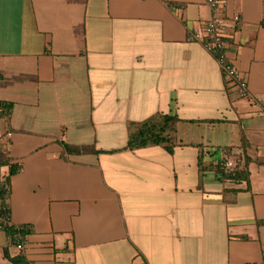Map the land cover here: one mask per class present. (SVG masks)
Masks as SVG:
<instances>
[{
	"label": "crops",
	"instance_id": "1",
	"mask_svg": "<svg viewBox=\"0 0 264 264\" xmlns=\"http://www.w3.org/2000/svg\"><path fill=\"white\" fill-rule=\"evenodd\" d=\"M223 1L247 96L188 40L207 0H0V264H264V0ZM155 115L173 151L130 149Z\"/></svg>",
	"mask_w": 264,
	"mask_h": 264
},
{
	"label": "trees",
	"instance_id": "2",
	"mask_svg": "<svg viewBox=\"0 0 264 264\" xmlns=\"http://www.w3.org/2000/svg\"><path fill=\"white\" fill-rule=\"evenodd\" d=\"M178 118L173 115H155L139 124V128L131 132L128 147L137 149L151 145H163L169 152L173 151V143L171 141V132L175 130V123ZM69 150L71 147L66 146ZM72 150V149H71ZM9 165V173L6 176L1 174V168ZM19 170V166L11 163V157L7 148L0 146V200H6L10 195V178ZM223 176L226 178H238L242 175V171L236 168L235 171H226L220 166ZM241 174V175H240ZM10 208L3 206L0 209V228H3L8 235L14 238L16 235H23L22 229L10 224ZM14 262L21 261L13 258Z\"/></svg>",
	"mask_w": 264,
	"mask_h": 264
},
{
	"label": "built area",
	"instance_id": "3",
	"mask_svg": "<svg viewBox=\"0 0 264 264\" xmlns=\"http://www.w3.org/2000/svg\"><path fill=\"white\" fill-rule=\"evenodd\" d=\"M207 4L212 10L210 19L201 23L197 28L191 30L188 34V40L200 42L209 52H211L220 62L223 72L229 76L238 86V92L247 96V80L236 69L232 60L227 58V19L224 13L223 0H207ZM240 21V17H234ZM2 108L0 107V112ZM226 171L233 172L236 170V163L233 159L228 158L223 162ZM13 240L21 246L20 235H16Z\"/></svg>",
	"mask_w": 264,
	"mask_h": 264
}]
</instances>
